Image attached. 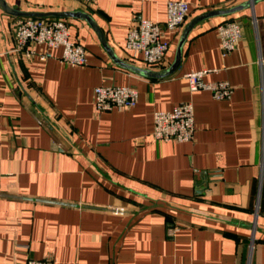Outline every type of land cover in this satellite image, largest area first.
Segmentation results:
<instances>
[{
  "label": "crops",
  "instance_id": "obj_1",
  "mask_svg": "<svg viewBox=\"0 0 264 264\" xmlns=\"http://www.w3.org/2000/svg\"><path fill=\"white\" fill-rule=\"evenodd\" d=\"M167 1L0 0V264H264V0L197 21L247 1L181 0L190 13L149 67L125 49L127 30L139 17L162 25ZM21 18L67 21L86 64L43 46L44 62L20 57ZM228 18L241 38L222 57L216 26ZM203 69L232 86L229 99L189 90L183 76ZM111 85L136 88V104L96 113L94 88ZM182 102L193 140L154 141L153 114Z\"/></svg>",
  "mask_w": 264,
  "mask_h": 264
},
{
  "label": "built area",
  "instance_id": "obj_2",
  "mask_svg": "<svg viewBox=\"0 0 264 264\" xmlns=\"http://www.w3.org/2000/svg\"><path fill=\"white\" fill-rule=\"evenodd\" d=\"M84 7H92L97 0H73ZM251 1V0H246ZM188 4L181 0L167 1L166 19L162 25L139 17L127 30L125 49L140 55V62L153 67L160 66L167 60L171 43L164 37V32L171 33L179 29L189 15ZM219 38V51L222 57L234 51L241 38V24L234 19H225L216 26ZM15 51L29 60L37 57L39 61L51 58L48 51L36 52L35 46L61 50L59 60L67 65L86 64L85 50L70 38L69 25L63 19L21 18L13 27ZM215 70L186 73L183 78L191 91H207L215 100L230 98L233 88L226 81L206 82L204 77ZM137 89L129 86H98L93 91V109L96 113L111 110H126L136 104ZM194 119L191 102H182L170 111H156L153 114L151 138L164 143H186L193 140ZM122 214L124 208L115 210ZM25 264H52L49 260L27 259Z\"/></svg>",
  "mask_w": 264,
  "mask_h": 264
},
{
  "label": "water",
  "instance_id": "obj_3",
  "mask_svg": "<svg viewBox=\"0 0 264 264\" xmlns=\"http://www.w3.org/2000/svg\"><path fill=\"white\" fill-rule=\"evenodd\" d=\"M256 1H258V0L247 1L244 4H242L241 6H238V7H232V8L224 9V10H215V11L207 12V13H204V14L198 16L196 18V21L197 20H202V19H207L209 17H213V16H217V15H229L231 13H234V12L238 11L241 8L247 7L250 2L254 3ZM38 15H41L42 16V14H38ZM71 15L74 16V17H78V18H82V19L89 20V18H87V16L85 14H83V13H72ZM56 16H58V17H64L66 15L60 13L59 15H56ZM193 22H195V21H193ZM192 24L193 23H190L188 27L190 28ZM188 31H189L188 28L183 31V33H182V35H181V37L179 39L178 45L176 47L174 61L170 65L169 69L166 71L167 73H171V72L175 71L177 69V67L179 66V63H180V60H181V49H182V46H183V44L185 42L186 36L188 34ZM105 49L111 55L113 61L115 63H117L118 65H121V66H123V67H125L127 69L137 70V71L142 72V73L143 72L144 73H147V71H145V70L137 69V68H133L131 66L125 65L121 61L117 60V58L115 56H113V54L110 52V49H108V47H105Z\"/></svg>",
  "mask_w": 264,
  "mask_h": 264
}]
</instances>
